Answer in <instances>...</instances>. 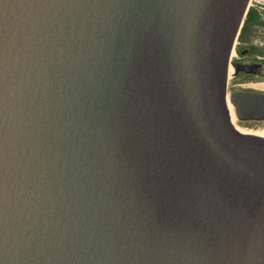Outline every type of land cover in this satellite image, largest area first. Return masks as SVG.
Instances as JSON below:
<instances>
[{"label": "water", "instance_id": "1", "mask_svg": "<svg viewBox=\"0 0 264 264\" xmlns=\"http://www.w3.org/2000/svg\"><path fill=\"white\" fill-rule=\"evenodd\" d=\"M250 3L0 0V264H264Z\"/></svg>", "mask_w": 264, "mask_h": 264}, {"label": "flooded vegetation", "instance_id": "2", "mask_svg": "<svg viewBox=\"0 0 264 264\" xmlns=\"http://www.w3.org/2000/svg\"><path fill=\"white\" fill-rule=\"evenodd\" d=\"M239 44L238 56L232 61V65L238 66L232 84L229 82L232 92L253 90L257 85L260 86L258 90L264 92V0L251 1ZM241 82L246 85L239 86L243 85ZM263 122L238 121V124L253 126Z\"/></svg>", "mask_w": 264, "mask_h": 264}, {"label": "rangeland", "instance_id": "3", "mask_svg": "<svg viewBox=\"0 0 264 264\" xmlns=\"http://www.w3.org/2000/svg\"><path fill=\"white\" fill-rule=\"evenodd\" d=\"M240 40L237 41L236 43V48L234 50V53H233V56H232V60H235L238 56L237 52H238V48L240 47V44H239ZM234 72H235V69L232 67V72H231V76H230V83L232 84V81H233V76H234ZM229 83V84H230ZM230 84V86L228 87V93H229V97L230 95L233 93L232 91L233 88H232V85ZM239 84V83H238ZM241 84L243 85H239V86H244L246 84H244L243 82H241ZM256 88V86H255ZM231 104V103H230ZM232 105V104H231ZM233 106V105H232ZM234 115H235V110H234ZM235 118H236V115H235ZM235 124L238 126V128L244 130L245 132L247 133H255L256 135H264V122L263 123H257V124H253V126H243V125H238L237 123V119L234 121ZM237 122V123H236Z\"/></svg>", "mask_w": 264, "mask_h": 264}, {"label": "bare ground", "instance_id": "4", "mask_svg": "<svg viewBox=\"0 0 264 264\" xmlns=\"http://www.w3.org/2000/svg\"><path fill=\"white\" fill-rule=\"evenodd\" d=\"M256 88H260V86L257 85ZM229 106H230V111H231V114H232V120L235 121L236 118H235V115H234V107H233L230 103H229ZM234 123H235V122H234ZM238 129H239L240 131L244 132V133H247V132H245L244 130H242V129H240V128H238ZM258 136H262V137H264V135H258Z\"/></svg>", "mask_w": 264, "mask_h": 264}]
</instances>
